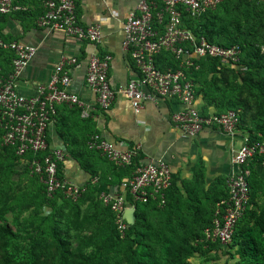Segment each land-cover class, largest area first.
Listing matches in <instances>:
<instances>
[{
  "label": "built area",
  "instance_id": "2783aa9c",
  "mask_svg": "<svg viewBox=\"0 0 264 264\" xmlns=\"http://www.w3.org/2000/svg\"><path fill=\"white\" fill-rule=\"evenodd\" d=\"M80 1L41 0L45 10L38 18L39 26L48 30H62L78 39L100 43L103 37L102 23L95 21L82 24L77 13ZM223 1L139 0L126 16L122 41L136 69V77L116 88L109 79L112 55L101 54L98 50L89 55L85 81L96 95L97 105L101 109H108L117 95L123 93L134 112L139 114L147 101L167 98L181 105L171 118L187 135L196 136L213 127L232 136L238 133L240 111L227 109L204 113L197 105L195 82L188 73L195 64V58L199 57H217L222 65L242 67V48L239 44L226 46L209 41L205 35L194 33L183 17V11L199 16ZM258 1L264 6V0ZM17 2L0 0V21L4 15L18 8ZM37 49V45L32 43L6 39L0 32V50L12 53L8 73L0 74L1 144L13 148L23 167L40 177L49 196L61 192L63 197L76 201L87 191L88 185L99 182V176L79 183L61 175L59 167L65 162L66 150L61 146H51L48 129L60 104L78 105L82 115L88 116L82 99L70 90L72 77L68 67L77 64L78 59L76 56L61 55L48 83L40 85L33 95H22L17 89V81ZM163 51L171 52L178 59L179 66L162 68L157 56ZM86 143L89 149L99 151L118 166L130 165L141 150L139 144L119 145L97 132L91 134ZM30 154L31 158L28 156ZM256 156L262 157L259 163L264 166V139L251 140L246 133L232 156L238 170L228 177V195L218 201L211 224L204 228V240L217 241L222 246L233 242L237 224L250 200V170L247 164ZM172 180L173 172L168 162L149 159L140 161L133 173L120 184L108 185L100 191L99 199L112 211L121 237H125L129 224H132L126 212L132 209L135 216L138 205L149 201L164 204Z\"/></svg>",
  "mask_w": 264,
  "mask_h": 264
},
{
  "label": "rangeland",
  "instance_id": "374dc122",
  "mask_svg": "<svg viewBox=\"0 0 264 264\" xmlns=\"http://www.w3.org/2000/svg\"><path fill=\"white\" fill-rule=\"evenodd\" d=\"M201 20H212L221 41L236 35L264 41V10L258 4L232 1L201 15ZM262 50L258 59L253 51L249 54L258 61L257 66L245 62L239 68L202 67L199 80L206 106L209 100L212 110L238 109L249 136L264 138V47ZM98 158L116 180L126 171ZM251 185L254 215L249 225L254 227L260 248L264 247V189L254 178ZM225 191V185L207 187L201 172L182 184L176 182L169 202L144 208L130 237L118 241L108 211L93 192L77 201L49 196L43 182L29 170L23 171L19 159L0 144V264H242L241 245L236 240L219 255L203 250L198 242ZM177 249L181 250L178 263L171 261Z\"/></svg>",
  "mask_w": 264,
  "mask_h": 264
},
{
  "label": "crops",
  "instance_id": "0c3cea01",
  "mask_svg": "<svg viewBox=\"0 0 264 264\" xmlns=\"http://www.w3.org/2000/svg\"><path fill=\"white\" fill-rule=\"evenodd\" d=\"M138 1L82 0L78 3L77 13L82 24L102 23V41L96 44L62 30H48L39 26L38 18L45 10L41 0H18V8L2 17L0 32L6 39L32 43L38 49L20 74L17 89L22 95L35 94L40 85L48 83L61 55L77 57L78 63L68 67L72 77L70 90L82 99L88 116L82 115L78 105L60 104L48 129L51 146H61L66 150L62 174L72 181H89L95 176L91 172L94 170H97L95 173L100 180H116L114 173L99 161L98 157L105 159L104 156L99 151L87 150V139L97 132L119 145L139 144L141 161L165 160L173 172L175 183L182 184L201 172L207 187L226 186L228 177L238 170L232 156L247 133L242 125L233 136L216 127L190 136L172 121V113L181 107L176 100L159 98L147 101L143 110L136 114L128 98L119 93L108 109H101L96 103V95L85 81L87 61L95 50L112 55L109 79L114 87L136 77V69L122 41L124 21ZM9 54L12 55L10 52L0 53V64L6 70L12 63ZM205 103L202 95H199L197 105L204 108ZM206 110L212 112V105H208ZM253 173L264 189V166L255 163Z\"/></svg>",
  "mask_w": 264,
  "mask_h": 264
},
{
  "label": "trees",
  "instance_id": "16d2710c",
  "mask_svg": "<svg viewBox=\"0 0 264 264\" xmlns=\"http://www.w3.org/2000/svg\"><path fill=\"white\" fill-rule=\"evenodd\" d=\"M232 1L236 2V3H239V4L255 3V4H258L261 7V9L264 10L263 4L261 2H259L258 0H225L222 3L218 4L215 8L207 9L206 11H204L199 16H193L189 12L183 11V17H184L185 23L187 24V26L189 28H191L194 31V33H196L198 35H205L208 38L209 41L216 42V43H219V44H223V45H226V46L233 45V44H239L241 46V48H242V56H241V61L240 62L242 64L245 63V62L246 63H252V64L257 66L258 61L257 60L253 61V57L257 58V59L262 57L261 55L263 53L262 49H263L264 45H262L260 42H262L264 44V41H260L259 39H253V37H249L248 38L246 36L241 38V36L238 37L237 35L236 36H232L230 40L228 39V41H221V40L218 39L219 38V32L215 28L212 27L213 26L212 25V20L211 21H203V20H201V15L203 16V15H207L209 13H212V12L216 11L220 6H224L225 4H227V3L229 4L230 2L232 3ZM255 30H257V28L254 29L253 32L250 31L249 34L252 35L253 33H255ZM263 31H264V29H263ZM252 51H253V57H252V55H249L250 53H252ZM4 52H8V51L0 50V53H4ZM9 55L12 56L11 54H9ZM247 56H249L250 59ZM157 59H158L159 65L162 68H168V67H174L175 68V67L179 66L178 59H176L175 56L169 51L161 52L157 56ZM220 65H222V64H221L219 58H217V57H199V58H195V64L189 68L188 73L193 78V80L195 82L196 95L197 96H199V95L203 96V94H204L203 90H201V83H200V80H199V78H200L199 72H200L201 68L202 67H208L211 70L215 66L218 67ZM196 66H198V67H196ZM223 66H225V65H223ZM0 68H1L0 74H6V73H8V70L10 69V67H9V69L6 70L5 68H3V66H1V64H0ZM231 68H235V67H231ZM208 103H209L208 105H212L209 100H208ZM205 107L208 108V106H205ZM205 107L201 108L203 110V112L204 113L210 112V111L206 110ZM228 109H236V108H228ZM213 111L219 112V111H225V110H213ZM241 121H242V116H241ZM250 139L251 140H262L264 138L263 137H255V136L250 135ZM0 144H1V139H0ZM1 146L5 150L13 152V154L19 159V156L16 155L15 150L13 148L5 146V145H2V144H1ZM86 146H87V144H86ZM87 150L91 151V149H89L88 147H87ZM92 151H95V150H92ZM28 156H29V158H31L32 154H30ZM104 158H105V160L109 161L106 157H104ZM261 159H262L261 156H256L252 160H250L249 163L247 164V167L249 168V170L250 169L252 170V173L248 177L249 182H250V187H251L249 205H248V208H247L245 214L243 215V217L240 219V221L237 224L233 242L230 243L229 245H227V248L230 247L231 245H233L235 243V240H236V242L240 243L241 250H242V255H243V258H244V263H242V264H264V259H263L264 247H260V248L257 247V245H256V237H255V233H254V227L252 225H249L250 224L249 223L250 222L249 221L250 216L252 217L254 215V212L251 211V203H252L251 202V200H252V185H251V181H252V178L255 179V176H254L255 173H253V166L255 165V163L260 162ZM140 161H141V157L137 156L130 165H127V166H118L117 165L119 168L126 170L125 172H123V175L120 177V179L115 180L114 182H108V181H103L102 179L101 180L99 179V182L97 184L88 185L87 191L84 192L83 195L79 198L80 200L84 199L85 197H87L90 194V192H93L94 198L99 203H101V205L108 211L110 224H111V228H112V231H113V236L118 241H125L126 239H128L130 237L132 231L135 229V226L137 225V223L139 221L138 219L141 216L142 210L144 208H146V207H156V206H165L169 202V199H170V197L172 195V192H173V190L175 188V184L176 183H175V178H173L172 185L169 187V189L166 192V202L164 204H162V205H159L155 201H149V202H146V203L139 204L137 209H136V211H135V220H134V222L132 224H129L128 229L126 231L125 237H121L119 232H118V230H117V228H116V225L114 223L113 213L110 210V208L108 206L104 205L102 203V201L99 199V193L103 189H106L108 185H118V184H120V182L124 178L130 176L133 173V171L136 169V167L140 163ZM109 162H111V161H109ZM111 163H113V162H111ZM113 164H115V163H113ZM24 170L28 171L29 169L23 167V171ZM59 172H60L61 175H63L62 174V165H60V167H59ZM91 172L93 173V175H96L95 170L91 171ZM31 174L34 175L39 180H41L40 177L37 174H34V173H31ZM202 180L204 181L203 176H202ZM43 187H44V190L46 191V186H45L44 183H43ZM227 195H228V187L226 185L225 194L216 201V203H215V205H214V207L212 209L211 217H210L209 221L206 223V225L204 226V228L211 224V221H212V218H213V215H214V212H215V208L217 206L218 201H220L223 197H226ZM53 196H58V197H62L64 199H66V200L73 201L71 199H67V198L63 197L61 192H57ZM242 221H245V222L242 223L239 226L240 222H242ZM204 228H203V231H204ZM239 235H240V238L238 239L237 237ZM198 242L201 245V247L203 248V250H208V251H211V252L213 250L218 255L220 253H223V250L226 251V250L229 249V248L225 249L226 247L222 246L217 241L213 242V241L204 240L203 239V232H202V235H201V239H199ZM180 252H181L180 249H179V251H178V249L175 250V255L171 258V261L172 260L176 261V263L180 262L179 261ZM252 254L255 255V258H256V256H258V258L257 259L252 258L251 257ZM170 255H168V257H170ZM144 257L150 258L149 255H142L141 256V258H144Z\"/></svg>",
  "mask_w": 264,
  "mask_h": 264
},
{
  "label": "water",
  "instance_id": "95a60500",
  "mask_svg": "<svg viewBox=\"0 0 264 264\" xmlns=\"http://www.w3.org/2000/svg\"><path fill=\"white\" fill-rule=\"evenodd\" d=\"M126 216L128 218V220L133 223L134 220H135V216H134V211L132 209H129L127 212H126Z\"/></svg>",
  "mask_w": 264,
  "mask_h": 264
}]
</instances>
